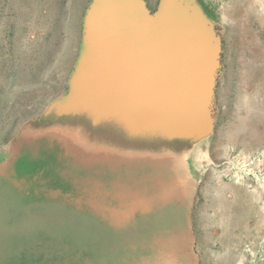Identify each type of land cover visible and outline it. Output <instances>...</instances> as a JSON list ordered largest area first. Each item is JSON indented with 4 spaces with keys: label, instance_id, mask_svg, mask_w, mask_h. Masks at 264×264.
I'll return each mask as SVG.
<instances>
[{
    "label": "rangeland",
    "instance_id": "obj_1",
    "mask_svg": "<svg viewBox=\"0 0 264 264\" xmlns=\"http://www.w3.org/2000/svg\"><path fill=\"white\" fill-rule=\"evenodd\" d=\"M144 1L158 11L161 0ZM193 1L221 37V73L199 159L188 152L173 173L152 160L83 162L58 139L51 118L94 0H0V264H264V20L253 16L264 0H245L251 14L239 17L228 0ZM147 145L116 152L153 155ZM139 198L145 210L112 223Z\"/></svg>",
    "mask_w": 264,
    "mask_h": 264
},
{
    "label": "bare ground",
    "instance_id": "obj_2",
    "mask_svg": "<svg viewBox=\"0 0 264 264\" xmlns=\"http://www.w3.org/2000/svg\"><path fill=\"white\" fill-rule=\"evenodd\" d=\"M87 28L71 92L51 118L63 128L57 134L62 146L83 162L152 160L164 162L172 172L184 163L188 152L198 160L200 129L186 119L174 121L164 112L158 113L153 101L162 99L161 68L175 71L179 60L182 64L191 57L195 67H212L215 38L209 29L186 21L173 0H163L155 20L139 0H95ZM138 137L149 142L145 147L154 148L153 155L116 152L129 149ZM161 194L155 200L170 214L177 205L165 203L169 194L162 187ZM124 195L123 200L131 196L126 189ZM145 208L144 198L132 201L114 212L112 223L127 225L131 215ZM174 220L180 224L183 218L176 214Z\"/></svg>",
    "mask_w": 264,
    "mask_h": 264
},
{
    "label": "water",
    "instance_id": "obj_3",
    "mask_svg": "<svg viewBox=\"0 0 264 264\" xmlns=\"http://www.w3.org/2000/svg\"><path fill=\"white\" fill-rule=\"evenodd\" d=\"M141 2L142 9L153 20L157 19L162 8L163 0H161L158 11L151 14L146 6L144 0ZM174 5L184 15L186 21L195 23L202 27L205 26L214 35L215 38V52L213 56L212 67L194 66V58H185V61L178 63L177 70L169 71L166 68H161L163 73L162 81V95L159 99L164 102L165 114H168L174 121H181L186 119L194 124V128L200 129L199 136L202 138L209 132V122L211 115V108L213 106L214 91L217 80L221 72V55H222V41L220 35L214 29L209 19L203 15L193 0H173ZM95 4V0L93 5ZM91 7V10L93 8ZM90 10V12H91ZM86 19V34H87V20ZM162 13V12H161ZM156 24V23H154ZM154 27V25H152ZM156 27V26H155ZM150 29V28H149ZM84 38V50L86 43V35ZM155 38V37H153ZM152 38V39H153ZM155 41V40H154ZM84 52V51H83ZM167 86L168 91H165ZM164 87V88H163ZM166 92V93H165ZM155 103V101H153ZM162 102H156L159 106ZM168 103V105H166ZM163 106V105H162ZM177 114L178 116H175Z\"/></svg>",
    "mask_w": 264,
    "mask_h": 264
},
{
    "label": "crops",
    "instance_id": "obj_4",
    "mask_svg": "<svg viewBox=\"0 0 264 264\" xmlns=\"http://www.w3.org/2000/svg\"><path fill=\"white\" fill-rule=\"evenodd\" d=\"M230 1H231V3H230ZM242 1L243 2H245V3H242ZM246 5V6H245ZM247 4H246V1L245 0H228V2H227V4H226V9H225V11H226V13H227V15L229 14V12L230 13H234L236 16H241V15H243V13L246 11L247 12V15L248 14H251V13H249V10H247ZM245 10V11H244ZM260 10V11H259ZM259 10H258V8H255L253 11H254V14H253V16L254 15H256V16H258V20H259V22H260V24H262V22H263V20H264V12L262 11V7L261 8H259ZM250 12H251V10H250ZM250 16V15H249ZM223 17V16H222ZM224 20H221V22L223 23H229V18L227 19V16L226 15H224ZM221 73V72H220Z\"/></svg>",
    "mask_w": 264,
    "mask_h": 264
},
{
    "label": "flooded vegetation",
    "instance_id": "obj_5",
    "mask_svg": "<svg viewBox=\"0 0 264 264\" xmlns=\"http://www.w3.org/2000/svg\"><path fill=\"white\" fill-rule=\"evenodd\" d=\"M167 115V114H166Z\"/></svg>",
    "mask_w": 264,
    "mask_h": 264
}]
</instances>
